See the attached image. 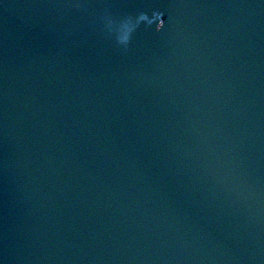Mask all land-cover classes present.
I'll return each mask as SVG.
<instances>
[{"label":"water","instance_id":"water-1","mask_svg":"<svg viewBox=\"0 0 264 264\" xmlns=\"http://www.w3.org/2000/svg\"><path fill=\"white\" fill-rule=\"evenodd\" d=\"M0 264H264V0H0Z\"/></svg>","mask_w":264,"mask_h":264}]
</instances>
